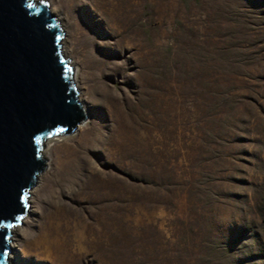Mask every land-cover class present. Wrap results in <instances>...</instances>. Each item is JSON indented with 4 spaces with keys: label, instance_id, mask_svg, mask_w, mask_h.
<instances>
[{
    "label": "rangeland",
    "instance_id": "rangeland-1",
    "mask_svg": "<svg viewBox=\"0 0 264 264\" xmlns=\"http://www.w3.org/2000/svg\"><path fill=\"white\" fill-rule=\"evenodd\" d=\"M51 3L88 116L50 143L13 264H50L28 244L51 224L75 264H264V0Z\"/></svg>",
    "mask_w": 264,
    "mask_h": 264
},
{
    "label": "water",
    "instance_id": "water-1",
    "mask_svg": "<svg viewBox=\"0 0 264 264\" xmlns=\"http://www.w3.org/2000/svg\"><path fill=\"white\" fill-rule=\"evenodd\" d=\"M63 31L46 0H0V264L46 169L44 142L85 121Z\"/></svg>",
    "mask_w": 264,
    "mask_h": 264
},
{
    "label": "bare ground",
    "instance_id": "bare-ground-1",
    "mask_svg": "<svg viewBox=\"0 0 264 264\" xmlns=\"http://www.w3.org/2000/svg\"><path fill=\"white\" fill-rule=\"evenodd\" d=\"M46 1L49 3L50 0H46ZM50 7L53 9L56 15V18L60 24V27L63 31L64 39H65V43H66V47H67V51H68V55H69V59L71 63V68L73 69L72 81L76 88V92H77L80 104L84 110V113L86 116H88V113H87L88 108L86 106V100L83 98L84 88H83V85L81 82V76H80L81 69L79 67L78 61L76 60L74 56V46H73L74 39H73L71 31L68 30L66 25L63 23V20L65 19V16H64L65 9L57 7L52 3L50 4ZM85 121L81 122L76 127V129L79 130L84 125ZM76 129L75 131H77ZM54 140H56V138L51 137V139L46 143V145L44 144L45 145L44 157L48 156V147L50 143ZM42 177H43V174L38 176L37 183L38 182L39 183L38 185L36 184L37 186L34 187L30 192L29 204L31 203V206H29L28 208L29 213L35 212V208L33 206V198L36 195V193L39 191L42 185V182H43ZM28 219H29V215L28 217H25L22 220V223L24 224L27 223ZM24 232H25V229L19 226L13 230L12 234L17 233V235H24ZM59 234H60V228L51 224L48 228H46V230H43L42 232H40L35 239L30 240L28 244L29 251L35 254L40 259L49 261L50 264H75L76 261L77 263L79 261L81 263L87 251L86 250L83 252V249L80 245L81 241L83 240V237L82 236L78 237V235L75 236L73 235L72 232H70V234H67L66 237H62L61 239H59L58 238ZM14 240L15 239L12 240L11 238V241H10L11 249L12 248L15 249L16 247H18L16 240L15 241ZM13 259H14V256L10 254L11 264H13L12 262Z\"/></svg>",
    "mask_w": 264,
    "mask_h": 264
}]
</instances>
